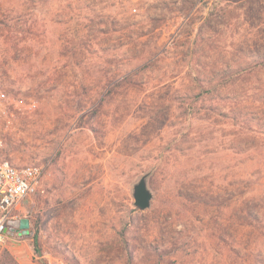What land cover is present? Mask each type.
Returning a JSON list of instances; mask_svg holds the SVG:
<instances>
[{
	"label": "rangeland",
	"instance_id": "374dc122",
	"mask_svg": "<svg viewBox=\"0 0 264 264\" xmlns=\"http://www.w3.org/2000/svg\"><path fill=\"white\" fill-rule=\"evenodd\" d=\"M0 91L47 165L0 264H264V0H0Z\"/></svg>",
	"mask_w": 264,
	"mask_h": 264
},
{
	"label": "built area",
	"instance_id": "2783aa9c",
	"mask_svg": "<svg viewBox=\"0 0 264 264\" xmlns=\"http://www.w3.org/2000/svg\"><path fill=\"white\" fill-rule=\"evenodd\" d=\"M148 1V0H131ZM37 108L31 98L10 97L0 91V127L5 119L12 116V111L29 114ZM5 144L0 137V245L8 236L22 231H11L14 221L26 219L25 202L35 195L40 187L41 179L47 165H26L16 167L3 156Z\"/></svg>",
	"mask_w": 264,
	"mask_h": 264
},
{
	"label": "water",
	"instance_id": "95a60500",
	"mask_svg": "<svg viewBox=\"0 0 264 264\" xmlns=\"http://www.w3.org/2000/svg\"><path fill=\"white\" fill-rule=\"evenodd\" d=\"M150 172L142 174L131 186V197L133 199V206L138 211H144L149 209L151 206V201L154 198L153 192L148 187V177ZM11 224H14L15 227H11V231L17 230L22 231L23 234H26L29 227V222L26 219L19 221H14Z\"/></svg>",
	"mask_w": 264,
	"mask_h": 264
},
{
	"label": "trees",
	"instance_id": "16d2710c",
	"mask_svg": "<svg viewBox=\"0 0 264 264\" xmlns=\"http://www.w3.org/2000/svg\"><path fill=\"white\" fill-rule=\"evenodd\" d=\"M32 244H33V251L35 253H38L36 235H34ZM3 259H4L5 264H15L14 260L12 259V257L10 255H8V253H4ZM40 264H45V262L40 261Z\"/></svg>",
	"mask_w": 264,
	"mask_h": 264
}]
</instances>
